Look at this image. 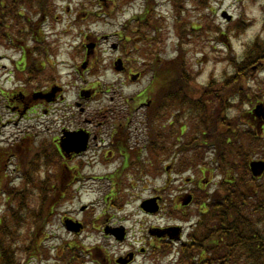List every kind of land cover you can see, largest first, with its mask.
I'll return each mask as SVG.
<instances>
[{
  "label": "flooded vegetation",
  "instance_id": "flooded-vegetation-1",
  "mask_svg": "<svg viewBox=\"0 0 264 264\" xmlns=\"http://www.w3.org/2000/svg\"><path fill=\"white\" fill-rule=\"evenodd\" d=\"M99 41V37L91 39L95 44L89 54L91 59L84 65H74L70 74L73 79L91 73L98 61L106 57L100 55ZM115 51L119 54L113 61L123 60V69L119 73L124 76V81L121 78L116 80L115 93L119 92V95L106 109H90V103L101 97L102 89L87 78V86L78 87L72 102L75 111L69 108L72 103L66 101L67 85L64 89V86L52 83V90L47 86L42 92L34 85L18 92L1 93L2 99L11 104L6 106H14L12 109L20 118L24 112L38 113L42 101L48 106L45 113L49 118L61 110L67 120L61 126H53L41 145L36 144L31 135L16 140V146L10 149V155L16 156L14 159L8 158L7 148L2 147L1 139L6 132L0 128V264H23L17 259L18 251L23 252V249L17 248L13 258V253L4 247L7 240L1 239V235L2 227H10L8 224L13 219L10 214L16 213V227L22 224L23 217L18 213L22 214L24 208L25 190L22 187L25 183L31 185L35 193L45 195L44 200L39 201L40 207L33 210L32 245L27 247L31 250L30 256L26 251L37 264H71L76 261L70 252L82 247L89 227L101 233L98 251L95 247L91 252L96 264H136L139 255L145 258L150 255L149 246L157 250L162 242L183 245L195 237L203 218L214 209L216 184L207 177L208 173H199L198 165L194 166L200 158L189 167L184 158L185 148L199 145L194 144L200 132L216 128L210 119L205 121L207 125H197L201 118L196 87L189 78H176L168 73L169 65L180 68L178 63L161 58L153 62L151 53L145 55L147 61L137 63L127 56L131 51L126 50L120 41ZM92 58L99 60L92 61ZM137 64L144 66V71L139 70ZM32 66L31 73L34 72V63ZM155 66L161 69L160 78L155 77L156 72L152 73L144 84L145 70L155 69ZM31 78L36 77L31 75ZM129 87L134 88L132 93L125 91ZM14 102L17 104L12 105ZM208 105L212 108L211 103ZM247 112L262 138L264 118L252 108ZM70 113H78L79 119L76 120V115L71 117ZM155 119H160L159 125L151 124ZM78 121L80 124H76ZM204 135L202 137H210ZM190 136L196 138L188 144ZM83 137L88 139L85 150L77 152L73 146ZM211 148L215 147L212 145ZM260 152L263 158L259 157L260 153H257L258 157L264 159L263 149ZM40 154V158L34 159ZM44 156H47V162H43L46 172L41 174L39 181L31 175V170L39 160H44ZM12 160L17 163V178L7 173ZM98 165L103 167L102 175L87 174L85 167ZM222 169L225 168L218 163V170ZM34 173L39 174L38 171ZM17 179H20L18 183ZM230 179L227 169L222 180L229 183ZM158 180L163 183L158 185ZM89 181L101 183L94 190L99 192V199L105 198L104 203L110 201L109 205L101 204L100 212L92 210V204L83 202L82 196ZM221 185L220 182L219 187ZM9 190H16L22 206L8 205ZM136 197L140 202L156 199L154 207L158 212H147L139 205L144 216L137 222L135 211L129 208ZM147 217H155V221L149 222ZM137 224L143 225L145 231L136 238ZM71 226L77 231H71ZM10 237L16 245L22 238L18 233ZM137 239L140 246L136 244ZM76 258L80 259L78 255Z\"/></svg>",
  "mask_w": 264,
  "mask_h": 264
},
{
  "label": "rangeland",
  "instance_id": "rangeland-1",
  "mask_svg": "<svg viewBox=\"0 0 264 264\" xmlns=\"http://www.w3.org/2000/svg\"><path fill=\"white\" fill-rule=\"evenodd\" d=\"M98 1L99 0H59L58 3H56L58 8L56 9V13L50 17L52 21L44 25L43 30L41 29V38L46 37L47 41L45 40L42 45H39L40 52L38 56L39 63L40 61L42 64L45 63L47 53L43 51V48L48 46V60L52 66H50V63L46 65L47 69L43 74L40 72L41 67L39 66L38 73L33 74L36 76L34 80H27L28 78L26 76H23V80H17L18 78L14 74V71L15 62L20 58V52L10 47V45L0 44V128L6 132V135H3L1 140L3 141L2 147L7 148L8 158L11 156L9 155L10 149L16 146V140L31 135L33 141L41 145L45 142L48 131H50L53 126L63 125L66 118L64 119L62 116L61 110L56 114H51L49 118L45 113V109L48 108V106L46 107L45 103L42 101L38 113L24 112L23 118H20L19 113L12 109L14 106H12V108L6 106V104H11L5 99H2V90L10 93L14 92L13 89L15 88L19 87L26 90L27 87H33L34 85L40 89L45 88L49 85V80L47 79L49 78L47 75L49 69L58 70L61 74L60 81L62 84L68 85L67 91L69 92H67V103H72L75 100L78 87L85 86V83H88V81H98L102 89L100 93L101 97L99 98L98 96L96 100L90 103V109H106L107 106L112 104L113 99L117 98L119 95V92L115 93L117 86L116 80L121 78L124 81V76L116 73L113 65H111L113 58L118 54L111 50V45L120 38L124 39V37L127 36L130 39V42L126 43V50L131 51L127 56L135 59L137 63L143 60L142 53L144 49L153 52L151 54L152 60L157 54L162 59L175 58L177 56L176 45L179 41V55H182V62L187 69V71L184 70V72L190 77L195 78L196 83L202 85L207 84L210 80H225L227 82L228 80H226V78H229L232 73V62L229 58L236 57L240 59L248 44L256 38H260L264 41V0H175L184 5L180 14L177 13L176 6L170 0H154L157 4L154 15L157 17H153L152 19L158 20L156 24L161 28L160 34L149 27L147 23L139 26L140 21L133 20L132 15L141 14L145 10L147 0H115V4L110 2L108 6L102 5V3L98 4ZM84 10L86 13L89 12L90 14L86 16V13L84 14L83 12ZM223 11H227L233 16L230 21L222 16ZM165 16L168 17L164 18ZM125 25H127L128 28H125ZM87 33L91 35H110L111 39L108 41L101 39L100 45V51H102L100 55L106 56V62L104 63L102 60L98 61L96 65L98 71L95 70L94 73H90L86 76L88 81L86 79L83 81L79 79L75 81L70 75V72H72V66H74V64L82 62L83 56L81 52L84 47L83 42ZM119 33H124L125 36L121 37ZM14 42H17V40ZM148 45L149 47H147ZM106 49L107 51L105 52L104 50ZM138 67L142 68V65H138ZM263 67L264 64L261 70L257 72L254 81H251L250 88H248L245 83L246 88L249 89L252 96H257L259 99H262V101H264ZM9 71L12 72L9 73ZM151 74L152 73H148L144 77V84L149 81ZM195 90L198 91V93H195L199 96L200 90L197 87ZM125 91L127 93H132L134 88L129 87L126 88ZM15 104H17V102L12 103V105ZM236 104H240L241 108ZM236 104L235 109L229 110L228 115L231 118L233 115L237 116L241 110H245L251 106L248 104L245 95L240 97V100ZM69 108L75 111L73 103ZM69 115L71 117L76 115V120L79 119L78 113H70ZM158 117L159 115L157 118ZM76 124H80V122L78 121ZM151 124L159 125L160 119L153 120ZM242 127H245V125ZM244 139L243 137L242 140ZM244 143L248 144L247 141H244ZM259 143V148L255 147V145L249 147V152L260 153L259 157L263 158V154L260 151H262V149L264 151V138L261 139ZM186 155L195 156L196 158L203 157L200 159V164L202 165L214 166L219 163L217 160H213L216 156L214 148H200L197 146L195 149H185L184 156ZM15 157V155H12L11 159ZM42 162H47V156H44ZM16 164V161L13 160L9 162L7 173L10 177H18ZM202 167L204 168V166ZM85 169L88 175H102L103 173V167L99 165L85 167ZM36 170V166L32 168V175H34L36 180L40 181V177L42 178L41 174H44L46 170L41 168L39 172L40 176L34 173ZM12 171L17 174L12 175ZM241 171L245 172L244 170ZM246 176L248 175L246 174ZM207 177L212 178L213 176L211 173H208ZM18 181H20V179H17L16 183H18ZM160 183L162 184L163 181L161 182V180H158L157 184L160 185ZM261 183H264V177L259 180V184ZM21 184L22 183H19V185ZM99 184L101 183L89 182V188L84 190L82 196L84 203H93V209L98 208V204L94 202L98 200L100 194L94 189H96ZM22 188L26 190V196L28 197L26 204L29 209L24 206L22 214L18 213V215H22L23 217L21 224L22 229L19 231L22 238L17 244L20 248L28 242V238L32 232V227L25 228V225L28 224V218L30 222L33 221V217L30 213L34 209L36 210V208H39V201H43L45 198L43 192L38 193V191H36L35 193L32 186L27 183H25ZM8 194L13 195L11 203L8 205L13 207L23 205L20 204L21 199L18 197L16 190H9ZM144 194H146L145 191ZM138 202L139 197H136V201L129 205V208L135 209L137 220L142 217L138 208ZM58 231L60 232V230ZM135 231H139L138 224L135 227ZM85 237L83 245L86 249L90 250L91 247H95L100 243L99 232H87ZM4 246H11L13 249L15 244L7 240ZM167 248H169V246H162L158 258H155L153 254H151V258L147 257V259L140 256L139 262L137 263L172 264L171 260H174L173 257H175L177 253L167 257L163 254V251ZM96 250L98 251V249ZM88 253L89 251L82 252V259H84V261L87 260L86 264H94L90 262ZM17 259L25 262L26 254L19 250ZM25 263L34 264L32 261Z\"/></svg>",
  "mask_w": 264,
  "mask_h": 264
},
{
  "label": "trees",
  "instance_id": "trees-1",
  "mask_svg": "<svg viewBox=\"0 0 264 264\" xmlns=\"http://www.w3.org/2000/svg\"><path fill=\"white\" fill-rule=\"evenodd\" d=\"M58 1L0 0V41L17 40L22 43L27 63L31 67L32 63L34 66L36 63L29 43L34 39L40 50L39 45H42L45 39L41 38L39 29L52 21L50 17L56 13ZM180 5L184 8L182 3ZM43 51L48 54V46H45ZM229 59L232 62L230 63L232 73L226 78L228 81L210 80L203 85L196 83L195 78L184 72L187 69L182 62V55L168 61L178 63L180 67L169 65L170 75L174 70V77L189 78L194 87L200 90L198 111L201 121L199 120L197 125H207L205 121L210 119L211 122L214 121L212 124L216 127L215 130L207 128L211 133L204 129L202 132L209 134L210 137H202L205 135L200 132L198 135L200 137L193 144H199L200 148H211L213 145L216 151L213 160L225 166L231 178L228 187L221 188L216 195L215 207L210 212L214 214L212 216L207 214L203 218L195 240L193 237L191 238L193 240L180 246L179 256L174 264H264V183L257 184L246 177L239 180L235 174L241 162L247 157L248 149L245 148V153L243 151L244 141L248 142V146H252L258 142L260 136L247 109L241 110L232 118L228 115L229 110L235 109L236 105L241 108L240 104H236L240 97L245 95L248 104L259 99L252 96L248 88L264 64V41L260 38L254 39L248 44L240 59L236 57ZM155 67L160 69L159 66ZM160 76L161 70H157L155 77ZM207 102L211 103L212 108L207 107ZM243 125L246 127L243 128ZM195 138L196 136H190L188 142L191 143ZM38 158L39 156H35V159ZM170 250L171 247L165 249L163 254ZM28 251L31 252L30 249Z\"/></svg>",
  "mask_w": 264,
  "mask_h": 264
},
{
  "label": "water",
  "instance_id": "water-1",
  "mask_svg": "<svg viewBox=\"0 0 264 264\" xmlns=\"http://www.w3.org/2000/svg\"><path fill=\"white\" fill-rule=\"evenodd\" d=\"M223 16L226 17L228 20L231 19V16H230L227 12H225V13L223 14ZM86 139H87V138H85V137L80 138L79 143H77V144H76L77 146L75 147V149H76L77 151L82 150V149L84 148V146H85L86 143H87V140H86ZM251 166H252L253 170L256 172L255 174H259V172H257V170H260V173L264 171V162H263V161H260V162H253V163L251 164ZM144 205H145V204H143V206H144ZM147 210H153V208H149V209H148V207H147Z\"/></svg>",
  "mask_w": 264,
  "mask_h": 264
}]
</instances>
